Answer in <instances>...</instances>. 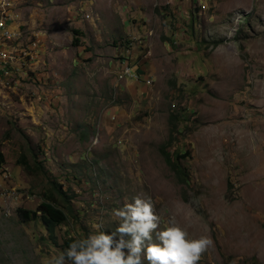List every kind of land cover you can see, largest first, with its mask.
Returning a JSON list of instances; mask_svg holds the SVG:
<instances>
[{
	"label": "rangeland",
	"instance_id": "1",
	"mask_svg": "<svg viewBox=\"0 0 264 264\" xmlns=\"http://www.w3.org/2000/svg\"><path fill=\"white\" fill-rule=\"evenodd\" d=\"M0 11L26 49L0 76V264H47L65 238L113 227L135 195L210 239L197 264H264V0H0ZM125 63L151 83L118 80ZM162 145L182 152L187 183ZM52 182L72 210L48 245L16 208L36 209Z\"/></svg>",
	"mask_w": 264,
	"mask_h": 264
},
{
	"label": "clouds",
	"instance_id": "2",
	"mask_svg": "<svg viewBox=\"0 0 264 264\" xmlns=\"http://www.w3.org/2000/svg\"><path fill=\"white\" fill-rule=\"evenodd\" d=\"M204 7L202 4V9ZM198 9L190 8L187 12L192 29ZM21 50L26 49L20 45ZM133 69L132 65L123 64L117 69L116 78L133 83L143 81L145 85L151 83L149 77H140ZM8 190L3 188V192ZM112 216L113 227L96 223L94 231L70 239L66 248L49 257L47 264H197L201 253L211 243L204 235H190L175 216H169L164 223L147 196H133L113 209Z\"/></svg>",
	"mask_w": 264,
	"mask_h": 264
},
{
	"label": "trees",
	"instance_id": "3",
	"mask_svg": "<svg viewBox=\"0 0 264 264\" xmlns=\"http://www.w3.org/2000/svg\"><path fill=\"white\" fill-rule=\"evenodd\" d=\"M190 30L192 31V27L190 26ZM74 39V44H76V37ZM192 40L191 38H189ZM121 58H124L121 56ZM10 71V69H8ZM160 153L162 154L165 162L168 166L174 171L176 178L179 179L180 182L184 181L186 178V174L179 163L178 158L182 157L183 154L180 150L174 149L172 152L168 151L164 145L160 147ZM20 162L24 165V168H31L34 165V168H39L37 162L33 160L31 164L25 154H22L20 157ZM3 154L0 152V166L4 163ZM51 189H48V192L43 191L41 196L44 197L42 201L38 204L36 209H31L27 207L18 206L16 208V215L19 217L20 222L26 223L28 221H39L43 225V229L48 232L50 243L48 245H53L54 241V230L56 227L60 226L61 224H65L68 220V217L71 216V208L69 205L66 204L67 211L59 208V202L61 201L62 191L59 189V186L52 182ZM64 203V202H63ZM62 205V204H61ZM69 213V215H68ZM77 214H72L74 218H77L80 210H77ZM76 237H69L68 239L65 238L64 246L61 247V250L66 248L70 239ZM42 239V237H40ZM46 240V238L43 237Z\"/></svg>",
	"mask_w": 264,
	"mask_h": 264
},
{
	"label": "built area",
	"instance_id": "4",
	"mask_svg": "<svg viewBox=\"0 0 264 264\" xmlns=\"http://www.w3.org/2000/svg\"><path fill=\"white\" fill-rule=\"evenodd\" d=\"M19 32L17 27L11 26V21L7 16L0 11V76L12 70L8 64V59L11 58L12 51H19L20 44L18 43ZM19 69V68H18ZM14 70V69H13ZM15 71V70H14Z\"/></svg>",
	"mask_w": 264,
	"mask_h": 264
}]
</instances>
